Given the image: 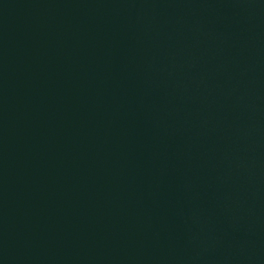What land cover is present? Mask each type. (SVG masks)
I'll return each instance as SVG.
<instances>
[{
    "label": "water",
    "instance_id": "1",
    "mask_svg": "<svg viewBox=\"0 0 264 264\" xmlns=\"http://www.w3.org/2000/svg\"><path fill=\"white\" fill-rule=\"evenodd\" d=\"M0 264H264V0H0Z\"/></svg>",
    "mask_w": 264,
    "mask_h": 264
}]
</instances>
